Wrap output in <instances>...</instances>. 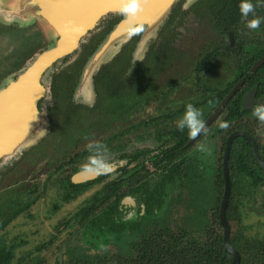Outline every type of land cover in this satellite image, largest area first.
Returning <instances> with one entry per match:
<instances>
[{
	"label": "flooded vegetation",
	"instance_id": "obj_1",
	"mask_svg": "<svg viewBox=\"0 0 264 264\" xmlns=\"http://www.w3.org/2000/svg\"><path fill=\"white\" fill-rule=\"evenodd\" d=\"M184 2L171 5L141 58L134 56L141 44V35L134 33L101 62L90 80L83 74L92 48L96 50L114 27L106 31L110 23L104 19L99 36L92 32L60 61L65 64L75 57L72 62L53 66L45 104L46 136L34 150H22L0 164V187L10 170L23 173L15 174L18 184L13 186L20 185L16 195L0 189L2 219L15 212L0 236L10 232L15 219L36 210L31 235L3 239L10 250L7 264H48L44 255L53 253L63 229L72 237L60 242L64 253L51 264H78L85 253L112 256L133 250L136 237L144 234L143 242H148L162 226L160 221L176 232L220 233L224 246L219 208L226 182L225 216L229 242L239 255L237 264H264V122L254 115L255 107L264 103V7L249 13V20L261 19L259 28L249 29L241 16V0H195L187 7ZM189 7L196 9L195 19L200 26L207 24L212 34L201 45L199 39L186 40L182 47L174 26L183 23L180 18L186 17ZM189 103L205 123L206 131L196 136L176 127ZM147 141L151 147L139 146ZM45 142L68 156L52 165L55 157L45 159L49 153L44 151ZM200 145L210 151H200ZM104 165L112 170L106 171ZM33 169L38 173L28 182ZM204 172L206 198L213 203L212 195L218 196V205L207 208V222L200 225L193 218L196 199L188 186L194 181L202 187L199 175L204 178ZM65 206L71 208L63 223L44 229ZM178 208L181 216L175 220L172 215ZM97 218L114 220L120 230H96L92 220ZM140 222L148 234L139 231ZM19 246L25 252L16 256ZM225 250L230 264L233 256Z\"/></svg>",
	"mask_w": 264,
	"mask_h": 264
},
{
	"label": "water",
	"instance_id": "obj_2",
	"mask_svg": "<svg viewBox=\"0 0 264 264\" xmlns=\"http://www.w3.org/2000/svg\"><path fill=\"white\" fill-rule=\"evenodd\" d=\"M175 1L27 0L24 10L28 11L32 19L40 22L45 31L53 35V41L28 62L15 78L8 80L0 88V164L33 145L46 131L48 120L43 103L48 93L47 76L53 66L78 49L106 17L121 13V7L126 4L135 3V11L123 14L91 54L83 70V74L86 73L85 76L90 80V75L101 62L106 61L111 46L130 38L137 31L141 33L142 41L154 35ZM16 4L17 0L8 3L11 7ZM9 6L1 8V12L9 13L12 10ZM12 12L7 16L9 21L18 17L22 10L15 8ZM228 192L226 182L219 216L224 246L233 256L230 264H237L239 255L229 242V225L225 216Z\"/></svg>",
	"mask_w": 264,
	"mask_h": 264
},
{
	"label": "rangeland",
	"instance_id": "obj_3",
	"mask_svg": "<svg viewBox=\"0 0 264 264\" xmlns=\"http://www.w3.org/2000/svg\"><path fill=\"white\" fill-rule=\"evenodd\" d=\"M13 0H0V9L1 8H6L8 5V3H11ZM195 0H185L184 2V6L189 4L191 5L192 2ZM16 2V1H15ZM27 0H17V4L16 6H9L10 9H12L11 11H9V13L6 12H1L0 10V88L2 86H4V84L10 80L15 78V76L18 74V72L28 63L30 62L38 53H40L43 49H45L47 47V45L49 43H51L53 40L51 39L53 37V35L51 33H48V31H45L44 26L42 24H40V22H38L35 19H32V17L28 14V11L24 10V6L26 5ZM18 8V10H22V13L16 17L14 20L9 21L8 20V15H10V13H13V9ZM196 12V9L189 7L188 10V14L186 15L185 18H180L183 23H177L174 26V29L177 32H180V34L178 35V40L179 43L182 45L183 47V43L187 41L186 40H194L193 43L198 42L199 39V45H201L205 40L210 39L211 36V32H210V27L207 24H202L200 26L199 21L195 19L194 13ZM8 16V17H7ZM111 17V16H110ZM7 18V20H6ZM108 18V17H106ZM180 20V21H181ZM3 30H2V29ZM10 28V31H5V29ZM98 31V32H97ZM93 33L99 36L100 34V28H97V30H95ZM137 35H140L141 33H139L138 31L135 32ZM155 34V33H154ZM153 36V35H152ZM150 36H148L147 38H144L143 41L141 40V44H138L134 53L135 58L139 57H143L144 54L147 51L148 48V43L150 41ZM130 38H126L120 42H118V44H114L113 46L110 47V49L108 50L107 53V58L106 60H109L114 54L115 52L120 48V46L122 44H124L125 42H128ZM143 45V46H142ZM185 47V46H184ZM72 57L71 59H69L67 62L64 63H58L57 66H63L66 65L68 62H72L73 61ZM73 64V63H71ZM99 67V66H98ZM97 67V68H98ZM51 73V70L49 72V74ZM49 74L47 76V80L49 82ZM49 84V83H48ZM84 91V90H83ZM88 92V91H87ZM93 92V91H92ZM83 92H80L79 94H77V96L81 95ZM87 95V93H85L83 95V97H85ZM92 95V93H91ZM92 97V96H91ZM78 98V97H76ZM87 98V96H86ZM85 98V99H86ZM49 99V94L47 93V98L45 100V102L43 103V107L45 109V104L48 102ZM78 100V99H76ZM46 112V111H45ZM146 113L141 114L145 116ZM48 120V118H47ZM49 124V122H48ZM48 124H47V128L46 131L43 133L42 136L39 137V139L31 146H29L26 149L23 150H34L35 147L37 146V144L39 143V141L41 140V138L46 134V132L48 131ZM46 136V135H45ZM44 138V137H43ZM139 146L143 147V146H148L151 147L152 143L147 141V142H139ZM44 151L45 152H49L47 154H45V159L48 160L49 162L51 161L52 157H55L52 161L51 164H58L61 162V160L63 158H66V156H68L66 153H62L60 151L54 150V146L52 147V144L50 142H45V146H44ZM51 151V152H50ZM35 158V156H34ZM25 169V167H24ZM14 170L11 173V170L6 174L5 178H4V183L1 185L3 188H7V191L9 192V194H11L13 192V194H15L18 189H20V185H17L16 187L13 186L16 183V175H21L23 176V173H14ZM38 173V170H34L33 171H29L28 174V182L30 181V177H35L36 174ZM203 173V172H202ZM30 175V176H29ZM207 173L204 172V174L202 175L204 178L200 177L199 175V179H203L204 181H202L200 184L202 186V194L205 193V191H208V184H207V177H206ZM201 181V180H200ZM12 186L14 188H17L16 190L12 189ZM0 187V189L2 188ZM199 188H201L199 186ZM50 188H48L49 190ZM16 195V194H15ZM49 195V192L47 191V193L45 194V196ZM207 199V198H205ZM3 199H0V217L1 219L4 217V209H3V205L2 203ZM35 207V205L33 206ZM69 208H71L70 206H68ZM68 207H62L59 210V213H57L56 215H58L55 220L53 222H51L50 224H46L44 227V229H48V228H53V224L55 225L57 223V225H61L63 223V219H64V215L67 214L69 211L67 210ZM40 211H45L44 209H42V207L40 206ZM75 210V209H74ZM73 210V211H74ZM73 211H70V213H72ZM36 210H34V208H32L31 210V215L33 217H31V215L28 216H21L18 219H15L14 222H12L9 226V230L10 232H3V238L2 236H0V239H13L14 236L16 235H20L23 233L26 234H30L31 235V231L35 228V216H36ZM176 214L172 215V218L177 220L181 215V211L179 210V208L175 211ZM69 215V213H68ZM253 218V217H252ZM247 224H249V221L245 222ZM34 224V225H32ZM48 226V227H47ZM40 227V226H39ZM40 227V228H42ZM77 228V225L75 226V229ZM253 228H255V226L253 225ZM72 230L74 231V226H72ZM69 232L67 230H61V234H58L59 236L56 237V240L54 242V246L53 248L54 251H52L53 253H45L44 256H46V260L48 264H51L50 262H52V260L55 259V257L57 256V254L59 253H64V249H63V244L60 242H63L66 240V238L68 237H72L68 235ZM18 239V238H17ZM16 239V240H17ZM32 244H29L28 247H31ZM59 245V246H58ZM113 252V250L111 248H108V252ZM25 252V247L24 246H19V248L17 249V255H22V253ZM112 254V253H111Z\"/></svg>",
	"mask_w": 264,
	"mask_h": 264
},
{
	"label": "trees",
	"instance_id": "obj_4",
	"mask_svg": "<svg viewBox=\"0 0 264 264\" xmlns=\"http://www.w3.org/2000/svg\"><path fill=\"white\" fill-rule=\"evenodd\" d=\"M122 16V13H118L106 18V22L110 23L106 31L110 30L113 24L115 25L120 21ZM94 48H96V46ZM94 48H92V53L95 51ZM188 188L191 197L196 199L194 201L196 205V214L193 218L196 223L198 222V224L203 225L207 222L204 217L207 208L213 205L217 207L218 196L212 195L211 200H214L212 203L205 199L207 196L206 191L202 194V187L200 189L199 185L196 186L194 181ZM147 207L152 209L150 203H147ZM14 213L15 212L12 211L11 214L0 220V229L8 224ZM160 222L162 226L157 227L155 232L150 234L151 237L149 239L144 238L148 240V242H143V233L148 234L146 233L147 230H145L146 227L142 228L141 226L143 224L141 225V222L139 223V231H141L143 235L136 237L133 242L134 245L131 246L133 250L124 249L122 252L112 256H106L101 253H85L83 254V259H81L78 264H228L230 261V256L223 246L220 233L214 236H199V234L197 235V233L193 232H176L171 229L168 230V228L163 225L164 223L162 221ZM92 225L96 230L103 232H105L104 230L109 231V229L120 230L114 220H92ZM203 227L204 226H202V228ZM201 232L203 233L204 231ZM100 234L104 236L103 233L100 232ZM0 240V264H7V261L10 260V250L9 247L6 246L5 240Z\"/></svg>",
	"mask_w": 264,
	"mask_h": 264
},
{
	"label": "clouds",
	"instance_id": "obj_5",
	"mask_svg": "<svg viewBox=\"0 0 264 264\" xmlns=\"http://www.w3.org/2000/svg\"><path fill=\"white\" fill-rule=\"evenodd\" d=\"M257 6L264 7V0H256V4L254 5L252 3V0H241L240 4V12L242 18H244L246 26L249 29H257L260 27L261 19L259 17H254L252 19H248L249 13H254L255 8ZM137 5L135 3L133 4H126L121 7L120 11L122 14H127L130 12L135 11V8ZM187 7V5H185ZM254 115L256 118L264 122V103L259 104L254 109ZM221 127H226L225 123H222L220 125ZM177 129L183 130L187 128L189 130V133L191 136H196L197 134H200L204 131H206L205 123L200 119V113L199 111L191 104L189 103L184 111L183 116L180 118L179 122L176 125ZM93 146L89 145V148L91 149ZM200 151H210L207 149L204 145L199 146ZM106 171H111V165H104L103 166Z\"/></svg>",
	"mask_w": 264,
	"mask_h": 264
},
{
	"label": "bare ground",
	"instance_id": "obj_6",
	"mask_svg": "<svg viewBox=\"0 0 264 264\" xmlns=\"http://www.w3.org/2000/svg\"><path fill=\"white\" fill-rule=\"evenodd\" d=\"M83 174V173H82ZM86 176V175H85Z\"/></svg>",
	"mask_w": 264,
	"mask_h": 264
}]
</instances>
